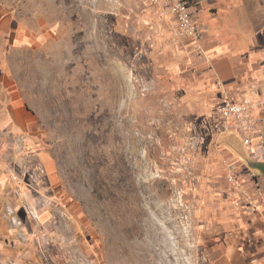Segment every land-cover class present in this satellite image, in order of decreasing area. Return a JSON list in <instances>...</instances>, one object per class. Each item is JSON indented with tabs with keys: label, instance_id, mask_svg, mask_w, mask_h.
<instances>
[{
	"label": "rangeland",
	"instance_id": "1",
	"mask_svg": "<svg viewBox=\"0 0 264 264\" xmlns=\"http://www.w3.org/2000/svg\"><path fill=\"white\" fill-rule=\"evenodd\" d=\"M3 19L0 58L29 123L0 149V264H206L205 230L239 195L212 87L179 58L171 19L148 0H0ZM260 132L264 147V118Z\"/></svg>",
	"mask_w": 264,
	"mask_h": 264
},
{
	"label": "crops",
	"instance_id": "2",
	"mask_svg": "<svg viewBox=\"0 0 264 264\" xmlns=\"http://www.w3.org/2000/svg\"><path fill=\"white\" fill-rule=\"evenodd\" d=\"M189 1L190 14L203 34L199 44L194 41L178 44L179 58H196L194 72L196 77L201 74L212 87L216 108L222 101L219 90L222 85L234 100L250 98L258 102L256 115L263 124L264 0ZM0 24L2 30L4 24L8 26L5 19ZM9 31L14 32V29ZM16 34H20L19 29ZM11 83V77L4 71L3 58H0V149L6 155L13 153V134L16 135L20 128L29 123L24 100L13 90ZM223 133L224 155L240 168L243 176L247 174V185L253 193L254 203L247 204L235 192L232 196L237 193L239 200L228 203L220 218L214 216L215 221L211 220L214 232L210 229L213 226H207L208 230H205L210 231L214 238L206 264H264V179L253 175L249 167L242 165L228 145L230 139L224 138L226 133H236L243 141L242 136L236 131ZM261 138L259 129L258 142ZM39 157L44 168L41 182L49 186L54 179L53 161L46 153ZM250 160L264 161V153L256 148L251 151ZM8 183L9 177L0 172V192ZM221 190L224 194L230 191L226 181Z\"/></svg>",
	"mask_w": 264,
	"mask_h": 264
},
{
	"label": "built area",
	"instance_id": "3",
	"mask_svg": "<svg viewBox=\"0 0 264 264\" xmlns=\"http://www.w3.org/2000/svg\"><path fill=\"white\" fill-rule=\"evenodd\" d=\"M163 17H169L174 23V37L183 44L186 41H194L199 44L203 31L196 20L190 14L191 2L189 0H148ZM222 101L217 106L216 111L222 129L225 132H238L245 144L252 150L258 148L264 153L263 146L254 145L259 139V129L261 120L256 115L259 103L250 98L234 100L224 86L219 87ZM228 180L231 182L235 192L240 194L242 200L249 205H253V193L246 188L245 183L238 175L236 164L229 166Z\"/></svg>",
	"mask_w": 264,
	"mask_h": 264
}]
</instances>
